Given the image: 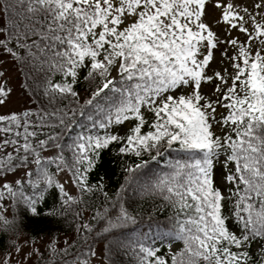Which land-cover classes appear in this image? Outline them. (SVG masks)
Here are the masks:
<instances>
[{"label":"snow or ice","instance_id":"snow-or-ice-1","mask_svg":"<svg viewBox=\"0 0 264 264\" xmlns=\"http://www.w3.org/2000/svg\"><path fill=\"white\" fill-rule=\"evenodd\" d=\"M210 2L0 0V65L18 67L35 105L0 112V223H9L8 203L36 215L49 190L63 196L62 210L71 208L76 198L57 178L65 171L82 194L94 192L88 177L113 143L121 155L152 160L175 151L186 159L170 162L147 189L176 209L183 248L169 261L141 244L139 264H264V0H217L225 39L204 20ZM222 46L233 49L220 53L233 71L210 75ZM84 69L82 101L76 85ZM210 83L215 87L203 94ZM12 92L0 71V107ZM130 121L126 136L109 131ZM218 163L227 169L219 187ZM113 208L93 216L106 224L104 233L135 222L123 204ZM77 231L93 228L81 223ZM95 255L89 247L73 264H90Z\"/></svg>","mask_w":264,"mask_h":264},{"label":"trees","instance_id":"trees-1","mask_svg":"<svg viewBox=\"0 0 264 264\" xmlns=\"http://www.w3.org/2000/svg\"><path fill=\"white\" fill-rule=\"evenodd\" d=\"M228 49L232 48L228 46ZM14 67L18 69L16 65ZM18 71L20 87L31 105L35 107L29 90L24 87V75L19 69ZM86 71V69L81 71L80 81L76 85V90L84 96V99L87 98L84 90L88 87L87 81L83 79ZM56 79L59 80L60 77L57 76ZM146 118L151 122V114L147 113ZM79 119L85 127L90 126V122L85 118ZM129 124L130 127L120 136H126L135 121H130ZM147 130L145 126L144 131ZM93 132L102 135L104 130L93 129ZM120 146L118 143H113L98 157V163L88 177L94 192L82 194L73 184L75 193H68L76 198V203L71 208L62 210L63 196L57 197L58 190H49L46 199L37 205L36 215L22 204L19 206L6 204L3 215L9 223H0V255L3 258L9 257L18 248L20 240L24 239L27 244L45 241V246L36 256L34 264H62L65 259L68 264H73V258L77 254H87L89 247L96 252L100 244L103 245L102 259L105 264H139L138 247L141 244L158 248V254L170 261L171 255L183 248V242L176 238L178 227L176 209L169 206L162 197L149 191L147 186L169 171L170 162L186 157L183 153L175 151L156 160H152L147 153L141 157L121 155L118 151ZM137 164H143L144 167L133 173L127 171L128 168H135ZM229 167L234 166L229 165ZM65 173L70 177L69 172L65 171ZM101 183L104 186L103 191L96 189V185ZM104 192L107 193V197ZM119 204L127 208L135 217V222L104 233L103 227L106 224L94 220L93 216L97 212L102 213L105 208L109 209L110 213H115L116 208H113V205H117L118 208ZM231 208V202H226V215H230ZM50 212L53 214L50 215ZM81 223H90L93 231L87 234L78 232ZM97 229L99 232L96 231ZM147 232H150L152 237L145 235ZM62 242H65V245L61 246ZM171 242H176L178 248L169 255L167 248ZM65 249L67 256L64 255ZM94 257L89 256L90 264Z\"/></svg>","mask_w":264,"mask_h":264},{"label":"rangeland","instance_id":"rangeland-1","mask_svg":"<svg viewBox=\"0 0 264 264\" xmlns=\"http://www.w3.org/2000/svg\"><path fill=\"white\" fill-rule=\"evenodd\" d=\"M216 3L217 0H211V2L207 5L206 16L204 17V20L206 23L209 24L212 30L220 36L221 39H225L226 38L225 32L222 30L225 26L223 24H219V25L216 24V20H218L221 16V9L215 7ZM235 3L238 5L251 6L253 0H235ZM231 35L234 37L238 36L241 41L245 39V37L242 34H240L238 31H233ZM224 50H227L229 55L233 54V50L228 49V46H222L220 49H218L216 51V62L211 65V70L209 71L210 75L212 74V72L217 70H222L225 67H228L229 73L233 71L229 66V62L226 59L221 58L220 53ZM0 71L5 72V74L9 77V86L13 89V92L11 93L10 98L8 99L6 105L0 107V112H8L9 110H22L25 107H33L28 97L25 95V93L22 91L20 87L19 71L17 68L14 67V64L10 62H5L2 65H0ZM214 87H215V83L205 84L203 86V94L205 95L210 94ZM81 96L83 100L84 96L82 94ZM129 127H130L129 122H126L123 125H113L109 129V131H111L113 134L120 135ZM217 134H221L220 131H218ZM221 159H223V157H221ZM226 171L227 170L223 168L221 164L218 163L216 165L215 179L218 186H220L219 184L220 177ZM57 178L59 182L65 185L67 192L72 194L75 193L74 185L70 181L69 176L65 172L59 174ZM145 235H149L152 237V234L150 232H147V234ZM62 245H65V242H62L61 246ZM44 246H45V241H39L35 244H27L25 243L24 239H22L20 240V244L17 248L20 249V251H17V249L14 250L11 253V255L7 258H3L0 255V264H5L6 259L8 261V264H34L36 256L44 248ZM172 249L173 248H169V251H172ZM102 252H103V245L100 244L96 248V252H95L96 255L92 260V264H105V262L102 259Z\"/></svg>","mask_w":264,"mask_h":264}]
</instances>
